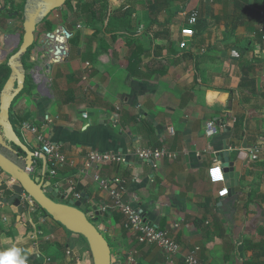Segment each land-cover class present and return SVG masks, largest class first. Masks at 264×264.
Here are the masks:
<instances>
[{
  "label": "crops",
  "instance_id": "0c3cea01",
  "mask_svg": "<svg viewBox=\"0 0 264 264\" xmlns=\"http://www.w3.org/2000/svg\"><path fill=\"white\" fill-rule=\"evenodd\" d=\"M106 1L99 39L88 34L70 45L49 63V89L28 87L26 79L12 104L11 120L31 151L35 135L23 125L61 145L65 165L45 181L65 202L84 195L87 217L115 264L171 263L124 228L95 177L127 182L125 200L141 203L145 219L179 245L173 264H184L194 249L202 264H264V0ZM24 4L0 0V68ZM193 9L199 17L190 25ZM82 14L87 24L98 18ZM6 74L0 71V91ZM207 123L216 134H205ZM255 146L259 157L249 161L240 149ZM148 149L173 157L141 160L137 152ZM225 151L238 185L220 197L229 178L221 169L224 181H217L209 170L215 161L221 168ZM90 152H121L126 162L87 169ZM32 175L39 176L37 168ZM14 184L0 171V261L16 250L9 259L26 264H91L83 238L38 213L35 203L23 199L20 208L10 202L13 192L3 195Z\"/></svg>",
  "mask_w": 264,
  "mask_h": 264
},
{
  "label": "water",
  "instance_id": "95a60500",
  "mask_svg": "<svg viewBox=\"0 0 264 264\" xmlns=\"http://www.w3.org/2000/svg\"><path fill=\"white\" fill-rule=\"evenodd\" d=\"M66 3L67 0H25L22 13L23 34L17 50L7 59L9 76L0 91V171L5 181L15 183L11 187L13 196L10 202L21 208V196H27L53 221L75 237L84 239L91 255V264H115L107 240L94 226L93 220L87 217L86 207L82 204L84 195L65 202L64 196L59 194L58 189L52 188L51 182L45 181L41 176L32 175L33 152L16 133L10 117L12 104L26 84L23 59L34 43L36 28ZM62 37L64 36L55 37V62H59L66 55V50L59 46ZM228 157L229 153L225 151L221 159V169L229 178L228 196H231L238 185V173H235L233 162Z\"/></svg>",
  "mask_w": 264,
  "mask_h": 264
},
{
  "label": "built area",
  "instance_id": "2783aa9c",
  "mask_svg": "<svg viewBox=\"0 0 264 264\" xmlns=\"http://www.w3.org/2000/svg\"><path fill=\"white\" fill-rule=\"evenodd\" d=\"M188 23L194 25L199 17V12L193 9L188 12ZM50 35H45L44 41L46 42ZM264 40V36L262 38ZM51 44H54L51 38H49ZM56 44V43H55ZM183 47L184 45L181 44ZM34 60V58H32ZM39 77V80L36 77ZM33 81L37 86L47 87L49 84V79L44 74L36 72L32 76ZM35 79V80H34ZM44 80V81H42ZM83 118H87L84 114ZM24 129H29L31 133L35 135V142L37 146L33 149V160L34 169L37 168L39 171V176L49 178L56 177V171L65 165V157L62 153L61 145L59 143H54L46 140L41 134L35 129H30V127L23 125ZM217 130L213 123L206 124L205 134L207 136H212L216 134ZM241 152L247 155L249 161H256L259 157V149L255 147H242ZM137 156L144 161H150V159H161L166 157L168 159L172 158L173 155L165 153L159 150H141L137 152ZM126 162L125 155L121 152H90L87 154L85 159V168H92L97 166L99 169L103 166L110 164H123ZM33 169V170H34ZM33 172V171H32ZM211 174H215L214 179L220 182L224 181L223 175L221 174L220 163H214V167L209 170ZM98 186L107 191L112 200V210L118 211L124 217V228L133 231L136 234L137 241L143 245H153L157 247L166 256L169 263L173 264L175 258L180 255L179 245L168 235L164 230L159 229L155 225L149 223L145 219V214L143 213V205L137 202L133 204L132 202H127L124 195L127 191V182L121 178H98L95 177ZM228 195V190L225 188L219 192L220 197H226ZM25 195L21 196V200L26 199L30 203H33ZM135 201V200H134ZM197 249L184 255V264H202L196 257ZM24 264H26L24 262Z\"/></svg>",
  "mask_w": 264,
  "mask_h": 264
},
{
  "label": "rangeland",
  "instance_id": "374dc122",
  "mask_svg": "<svg viewBox=\"0 0 264 264\" xmlns=\"http://www.w3.org/2000/svg\"><path fill=\"white\" fill-rule=\"evenodd\" d=\"M141 1L144 2V0ZM92 2H94L92 11H94L93 13L98 14V18L97 19L95 18L91 24H87L84 21V14H82L79 9H76V6L84 5L87 3L89 4ZM107 3L108 1L106 0H67L65 6L52 12L41 24L37 26L35 31V41L23 59L24 67L26 70L27 81H28L27 82L28 87H32V88L35 87L34 84L36 83L34 81L32 82L33 80L32 76L34 73L39 72L40 74H44L46 75V77H48V69L50 65L49 63H51L52 65L53 64L52 62H55L53 58V53L51 51L47 53L48 50L46 51L48 46L52 47L53 49L55 46L51 44L49 38H47L48 40L46 42L44 41L45 35L55 34V35L64 36L65 46L63 50H66L67 48L69 49L70 45L72 44L76 46L82 44L83 39H85L83 37L87 36L88 34L93 35L92 39L94 41L96 38L99 39L103 27V22L102 20L99 19V14H101L105 10L104 8L107 5ZM125 11L127 10L124 11L116 10L117 13H126ZM122 19L126 20V18H122ZM22 23H23V18L22 16H20V18L18 19V28H17L18 34L15 36L16 37L15 40L12 39V37L8 38L9 39L8 43L11 44V51L4 59L3 63H5L8 57L17 50L20 44L21 37L23 34ZM48 24L52 25L50 30L47 29ZM54 38L55 37L51 39L54 41ZM29 58H34L35 62L29 63L28 62ZM47 89H49V86ZM6 187L7 186H4L3 188L5 189ZM10 194H12V191H8V193L6 192L3 193V195H10ZM34 207L37 209L36 211L38 213H41L40 209L37 207L36 204L34 205Z\"/></svg>",
  "mask_w": 264,
  "mask_h": 264
},
{
  "label": "trees",
  "instance_id": "16d2710c",
  "mask_svg": "<svg viewBox=\"0 0 264 264\" xmlns=\"http://www.w3.org/2000/svg\"><path fill=\"white\" fill-rule=\"evenodd\" d=\"M93 5H94V2L89 3V4H84V5H77L76 6V9H79L81 11V13L87 12L86 19L87 20H90L91 15L93 13L90 9L93 7ZM104 9L105 10L101 14H99V19L102 20L103 23H104V21L106 19V16H107L108 5H106ZM51 26L52 25L48 24L47 29L50 30L51 29ZM259 36H260V34H259ZM259 36H257L258 37V40H260V37H261V36L260 37ZM1 70L2 71L6 70L7 71L6 77H8V71H9L8 67L6 65H4L3 67L0 68V71ZM11 122H12L13 126L16 124V122L14 120H11ZM14 129H15L16 133L18 134V131L16 130L15 127H14ZM40 211H41L42 214L46 215V213L44 211H42L41 209H40Z\"/></svg>",
  "mask_w": 264,
  "mask_h": 264
},
{
  "label": "clouds",
  "instance_id": "9594fccd",
  "mask_svg": "<svg viewBox=\"0 0 264 264\" xmlns=\"http://www.w3.org/2000/svg\"><path fill=\"white\" fill-rule=\"evenodd\" d=\"M15 255H17L16 250H13L12 252L6 253L5 258L2 261H0V264H24L23 260L16 262L12 259H9V257H14Z\"/></svg>",
  "mask_w": 264,
  "mask_h": 264
},
{
  "label": "bare ground",
  "instance_id": "6f19581e",
  "mask_svg": "<svg viewBox=\"0 0 264 264\" xmlns=\"http://www.w3.org/2000/svg\"><path fill=\"white\" fill-rule=\"evenodd\" d=\"M60 40H61V42L59 43V46H61L62 48H64V43L65 42H63V41H65V38L64 37H62V38H60ZM54 41H55V38H54ZM56 42V41H55ZM37 80H39V79H37ZM43 81V80H42Z\"/></svg>",
  "mask_w": 264,
  "mask_h": 264
},
{
  "label": "flooded vegetation",
  "instance_id": "af4514ba",
  "mask_svg": "<svg viewBox=\"0 0 264 264\" xmlns=\"http://www.w3.org/2000/svg\"><path fill=\"white\" fill-rule=\"evenodd\" d=\"M36 79H39V77L37 76ZM44 81V80H43Z\"/></svg>",
  "mask_w": 264,
  "mask_h": 264
}]
</instances>
